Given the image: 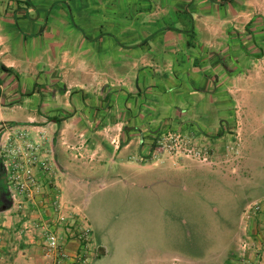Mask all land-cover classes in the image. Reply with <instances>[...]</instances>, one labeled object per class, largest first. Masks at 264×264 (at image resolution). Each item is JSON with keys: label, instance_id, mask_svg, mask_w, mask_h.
<instances>
[{"label": "crops", "instance_id": "1", "mask_svg": "<svg viewBox=\"0 0 264 264\" xmlns=\"http://www.w3.org/2000/svg\"><path fill=\"white\" fill-rule=\"evenodd\" d=\"M263 61L264 0H0V126L101 137L57 161L67 192L94 182L85 174L93 164L159 166L199 183L191 160L150 159L149 137L233 121L227 94L262 81ZM77 247L72 240L65 250Z\"/></svg>", "mask_w": 264, "mask_h": 264}, {"label": "rangeland", "instance_id": "2", "mask_svg": "<svg viewBox=\"0 0 264 264\" xmlns=\"http://www.w3.org/2000/svg\"><path fill=\"white\" fill-rule=\"evenodd\" d=\"M223 12L219 8L216 17ZM200 31V36L206 33ZM248 81V88L227 94L238 112L233 121L219 124L212 118L200 129L189 123L182 130L169 126L164 132L181 135L205 151L206 161L187 159L198 165L199 183L193 181L195 174H170L159 166L137 170L93 164L98 168L85 174L94 182L74 194L67 192L57 161L64 165L80 144L101 137L30 135L49 169L36 166L32 197L18 195L14 200L0 155V177L5 179L0 188L9 197L0 205V264H23V251L38 264L61 262L58 254L45 256L40 228L41 221L55 218L51 201L56 194L62 215L81 208L80 216H87V221L82 218L90 230L89 246L67 250L82 254V264H264V76ZM222 95L219 100L226 99ZM158 137H149L150 144ZM154 150L152 160L166 153Z\"/></svg>", "mask_w": 264, "mask_h": 264}, {"label": "built area", "instance_id": "3", "mask_svg": "<svg viewBox=\"0 0 264 264\" xmlns=\"http://www.w3.org/2000/svg\"><path fill=\"white\" fill-rule=\"evenodd\" d=\"M33 127L0 126V155L7 171V182L14 188L12 199L18 195L31 198L34 189L37 187V179L34 175V168L48 170L45 159L38 157L37 143H30V135H41ZM4 140V141H3ZM3 142V143H2ZM156 152H166L175 158L195 159L206 161L205 151L196 150L189 143L181 139V135L165 133L160 135L155 144ZM53 161V160H52ZM9 173V174H8ZM51 207L55 216L53 221L40 223L41 241L46 249V257L50 253L58 254L62 263L69 261L71 264H82L85 262L80 253L67 254L65 246L70 241H77L79 248L89 244L90 230L83 226L84 219L78 210L69 208L68 215H62V205L59 196L56 194L51 201ZM59 262L58 264H60Z\"/></svg>", "mask_w": 264, "mask_h": 264}, {"label": "flooded vegetation", "instance_id": "4", "mask_svg": "<svg viewBox=\"0 0 264 264\" xmlns=\"http://www.w3.org/2000/svg\"><path fill=\"white\" fill-rule=\"evenodd\" d=\"M2 180V184L5 186V179H4V175L2 177H0ZM6 193H5V190H4V187L0 188V205L3 204V202L6 200Z\"/></svg>", "mask_w": 264, "mask_h": 264}, {"label": "trees", "instance_id": "5", "mask_svg": "<svg viewBox=\"0 0 264 264\" xmlns=\"http://www.w3.org/2000/svg\"><path fill=\"white\" fill-rule=\"evenodd\" d=\"M2 69H3V70H7V69H5L4 67H2ZM7 201H9L8 194H7V200H6V202H7Z\"/></svg>", "mask_w": 264, "mask_h": 264}]
</instances>
